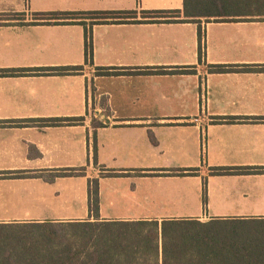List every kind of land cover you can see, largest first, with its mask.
<instances>
[{"label": "crops", "instance_id": "0c3cea01", "mask_svg": "<svg viewBox=\"0 0 264 264\" xmlns=\"http://www.w3.org/2000/svg\"><path fill=\"white\" fill-rule=\"evenodd\" d=\"M69 66L0 76V186L35 189L0 222L264 217V192L237 190L264 173L215 170H264V0H0V69Z\"/></svg>", "mask_w": 264, "mask_h": 264}, {"label": "trees", "instance_id": "16d2710c", "mask_svg": "<svg viewBox=\"0 0 264 264\" xmlns=\"http://www.w3.org/2000/svg\"><path fill=\"white\" fill-rule=\"evenodd\" d=\"M149 13L174 15L178 12ZM97 15L103 19H124L127 16L134 17L136 13L107 12ZM14 16L23 17L24 14ZM49 16L57 19L55 16L58 15ZM86 53L88 59L91 55L90 38L86 41ZM78 69V66L5 68L0 69V76H17L36 71L63 73ZM213 69L227 70L224 66ZM73 120L77 119L67 121ZM58 121L61 120L53 119L52 123ZM93 159L95 162V154ZM215 170L225 175L264 173L263 169L250 167ZM192 172L180 169L170 170L166 174L182 176ZM97 194L95 186L90 191V205L96 204ZM216 226H229L231 230L228 234L217 233L214 229ZM242 226L251 232L245 233L249 237H239L244 234L238 233ZM0 264H264V217L205 222L189 219L162 222L88 220L0 223Z\"/></svg>", "mask_w": 264, "mask_h": 264}, {"label": "rangeland", "instance_id": "374dc122", "mask_svg": "<svg viewBox=\"0 0 264 264\" xmlns=\"http://www.w3.org/2000/svg\"><path fill=\"white\" fill-rule=\"evenodd\" d=\"M97 175L98 174L94 171L92 174V178L88 180V185L86 189V192L88 194V199L91 198L90 191L94 190L95 186H97V189H98V183H97L98 180L97 178H95V176ZM131 186L132 185L129 182L119 183L117 185V188H118L117 191L119 193L120 192L123 193V190L127 188L126 190L128 191ZM153 186H156L157 191L160 192L158 193L159 195L167 191L169 192V190L179 191L180 189L184 188V187L178 186L177 183H172V182H160ZM237 190H242L246 192H260V191L264 192V185L245 187L241 189L237 188ZM33 191H35L34 187H28L27 185L12 186L10 184H7V185L0 186V220L7 219V218L9 219L22 218L24 217L25 214L35 213L30 209V204H29L30 201H28L27 199L19 200V197L21 195H24L26 193H30ZM176 206L177 205L175 204V202L174 203L168 202L166 204H161L160 208L162 209L164 208L165 210L167 209L175 210ZM84 221H88V220H84ZM29 222H34V221H29ZM42 222H45V221H42ZM47 222H50V221H47ZM0 223H28V222L26 221V222H0ZM214 229L217 230V233H227V234L229 230H231L229 226H216ZM238 233H244L239 237L246 238L249 236H247L245 233H251V232H249L248 228H245L242 226L239 228Z\"/></svg>", "mask_w": 264, "mask_h": 264}]
</instances>
